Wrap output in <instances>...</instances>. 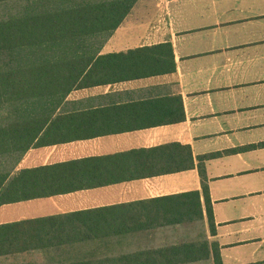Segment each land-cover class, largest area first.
Listing matches in <instances>:
<instances>
[{
	"label": "crops",
	"instance_id": "obj_1",
	"mask_svg": "<svg viewBox=\"0 0 264 264\" xmlns=\"http://www.w3.org/2000/svg\"><path fill=\"white\" fill-rule=\"evenodd\" d=\"M107 13L125 16L10 170L0 264H111L203 240L222 264H264V0H0L1 22ZM191 192L201 218L84 228Z\"/></svg>",
	"mask_w": 264,
	"mask_h": 264
},
{
	"label": "trees",
	"instance_id": "obj_2",
	"mask_svg": "<svg viewBox=\"0 0 264 264\" xmlns=\"http://www.w3.org/2000/svg\"><path fill=\"white\" fill-rule=\"evenodd\" d=\"M124 16L125 13L77 14L69 15L68 23H40L33 17L22 23L17 16L0 21L1 198L12 197L14 188L4 187L10 170L47 127L66 94L76 86L81 73L89 68ZM2 158L8 159V165L2 164ZM202 192L208 223L214 232L205 184ZM139 204L136 209L115 207L110 213L99 214L105 221L85 224L84 228L91 233H119L158 224L161 218L166 223H180L202 217L198 192ZM117 208L119 211L113 214ZM210 258L213 264H222L218 245L213 242L210 246L203 240L121 255L111 264H191Z\"/></svg>",
	"mask_w": 264,
	"mask_h": 264
},
{
	"label": "rangeland",
	"instance_id": "obj_3",
	"mask_svg": "<svg viewBox=\"0 0 264 264\" xmlns=\"http://www.w3.org/2000/svg\"><path fill=\"white\" fill-rule=\"evenodd\" d=\"M8 158V157H7ZM6 158V160L4 159V158H2V164H5V165H8V159ZM12 160V159H11ZM112 247H113V245H112ZM116 250H117V248H116ZM199 264H209V263H205V262H203V263H199Z\"/></svg>",
	"mask_w": 264,
	"mask_h": 264
}]
</instances>
